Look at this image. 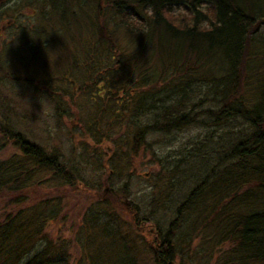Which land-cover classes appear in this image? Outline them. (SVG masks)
Returning a JSON list of instances; mask_svg holds the SVG:
<instances>
[{"label": "trees", "instance_id": "obj_1", "mask_svg": "<svg viewBox=\"0 0 264 264\" xmlns=\"http://www.w3.org/2000/svg\"><path fill=\"white\" fill-rule=\"evenodd\" d=\"M261 2L29 0L16 1L15 8L4 9L3 21L6 25L13 24V29L19 32L17 38L28 40L30 45H19L24 50L17 54V60L27 70L21 68L17 75H12L1 66L5 74L0 83L13 80L45 89L43 93L54 104L57 116L64 119L78 107L64 100L66 91L57 84L77 85L79 78L72 71L82 67L89 73L88 84L93 88L87 98L98 108L89 118L80 112L79 122L85 127L82 135L97 145L114 142L118 137L116 126L127 117L128 127L132 126L133 131L126 138V150L116 152L124 153L130 163L136 160L142 147L158 157L156 136H168L195 125L202 114L210 118L205 123L223 125L242 119L245 127L240 129L235 141L232 136L226 152L213 162L199 184L175 203L174 215L165 224L155 217L167 204L161 192L153 197L149 210L144 211L139 201L119 205L101 190L107 181L115 191L120 185L114 186L113 178L120 177L124 179L121 185L124 194L131 192L133 173L129 171L125 175L119 163L117 167L112 164L113 148L110 155L105 151L101 155L105 163L111 164L107 177L100 173V178H88L83 170L78 175L72 155L62 160L60 151L51 155L45 146L21 135L15 130L9 109L6 112L7 107L0 106V114L7 116L6 121L0 120V132L15 140L24 159L36 164L29 168V164L20 162L24 168L21 171L29 175L34 170L52 169L54 178H60V183L52 186L60 189V196L46 197L33 206L20 205L27 200L21 192L23 181H28L7 178L1 185L0 193L16 194L10 197L12 207L0 209V264H67L71 250L64 240L68 239L45 232L46 226L39 224L38 218L42 216L44 225L48 223L44 208L52 210L51 219L59 218L64 205L80 195L83 203L77 213L84 228L77 235L86 250L88 264L111 263L103 256L95 257L100 240H110L112 249L119 247L123 254L122 261L111 264H264V30L259 31L264 27V6ZM28 8L30 13L25 11ZM34 20L40 25L35 26ZM115 28L119 31L125 28L129 38L118 42L113 37ZM25 30H32L33 34ZM78 47L92 51L87 57L82 56ZM117 49L119 53L115 55ZM42 53L45 58L39 59ZM104 57L108 64L99 66ZM32 66L37 69L28 71ZM206 84L210 86L206 97L194 101V94L200 97L197 91ZM247 91L249 94H244ZM251 95L257 99L256 103L246 99ZM102 100L109 115L104 107L100 109ZM209 102L218 107L203 108ZM168 192L163 190L164 194ZM68 206L75 208L72 204ZM144 221L150 226L147 227L149 239L139 233L143 246L147 245L142 246L143 254L147 253L142 262L139 247L126 244L127 236L121 227L138 228ZM182 226L185 228L180 232ZM95 227H99L96 245L93 244ZM154 244L158 245L157 250Z\"/></svg>", "mask_w": 264, "mask_h": 264}, {"label": "rangeland", "instance_id": "obj_2", "mask_svg": "<svg viewBox=\"0 0 264 264\" xmlns=\"http://www.w3.org/2000/svg\"><path fill=\"white\" fill-rule=\"evenodd\" d=\"M16 1L26 3L29 0H0V67H6L12 75H17L16 73H18L19 70L22 71L21 68H25L20 63V60H17V54H19L21 50H24V47L19 45H30L28 40L24 41L17 38L16 34L19 32L13 29V24L6 25L3 21V19H5L4 9L7 8V10H11V7L15 8ZM261 1L264 3V0ZM263 3L262 5L264 6ZM7 5L10 6L9 9ZM25 11L27 13L31 12L29 8L27 10L25 9ZM103 17L104 16L101 17L102 20ZM33 23L35 26L40 25L38 20H34ZM263 30L264 27L259 29L260 32ZM30 31L32 30H25L29 35H32L33 33ZM115 32L116 34L113 35V37L115 36L118 42L125 41L129 38L125 28H123V30L120 29V31L115 28ZM10 42L13 44L8 46ZM78 50H80L78 54L80 53L82 56L85 55L86 57L88 53L92 51L88 47L85 49H80L78 47ZM36 53L38 56L39 52L37 50ZM118 53L119 50L117 49L114 54L116 55ZM44 58L45 55L42 53L39 59ZM97 59H99V57H97ZM107 64L108 61L104 57L102 58V63H99V66ZM35 69H37V66H32L28 71L33 72ZM25 70H27V68H25ZM72 73H74L75 77L79 78L77 85L66 82L64 85L57 84V87L63 88L66 91L64 100L67 101L70 106L78 107L77 111L74 110L75 113L78 112V114L72 112L70 117L66 116L64 119L58 117L54 104L51 103L47 95L43 93L46 91L45 89L13 80L0 83V106H6V112L7 109H9L8 113H11L10 116L14 119V123H16L15 130L21 133V135L23 133L29 136V138L31 137V140L42 144L48 149L51 155L60 151L62 160H64L65 156L68 157V155H72V158L76 162L73 163L78 167L76 169L78 175L81 170H83L85 177L88 178H100V173L103 177H107L111 164H109V162L105 163L104 160L101 159V155L104 151L110 155L112 152L111 149L113 148V156L110 159H113L112 164L116 165V163H119L118 167L123 170V174L125 175H127L129 171L133 173L129 187L131 192H129V195L124 194L121 188L124 179L120 177L113 178V183H115L114 186L117 187L120 185L115 191L110 189L111 185L107 181L104 183L103 187H101V190H103V192L105 190V194L119 205H121V203L122 205H129L132 200L139 201L145 208L144 211L149 210L153 202V197L161 192L163 198L167 199V204L163 209L158 211L155 217L164 220L165 224L167 220L174 215L175 203L182 199L190 189L199 184L201 179L210 171V166L213 162H216L217 158H220L224 154L232 136L235 141V138L240 134V129L245 127L242 119H237L231 124L228 123L223 125L205 123L208 122L210 118L202 114L199 117V122L195 123V125L176 131L168 136H156L158 139L155 140L157 141L155 149L158 157L152 156L149 151L144 150V147H142L143 150L137 156L136 160L130 163L128 160H125L124 153L119 155L116 152V150H126V148H124L126 138L130 136V133L133 131L132 126L128 127L127 117L116 126V134L118 137L114 142L105 141L104 145H97L88 138V136L82 135V130L85 131V127L79 122L80 112L82 116L89 118L93 115L94 109L97 110L98 108L87 98L90 96L93 89L91 85L88 84L87 79L89 73H85L82 67L79 66L73 69ZM4 74V70L0 68V81L3 80ZM114 79L117 80L118 76L115 75ZM84 83L85 85H82ZM194 84L196 86L198 83ZM86 85L90 87H85ZM209 87L208 84L200 87L197 91L200 97H196L194 94V101L198 98L206 97L205 92H208ZM85 89H88L86 93L83 92ZM241 89H243V86ZM241 93H243V90ZM244 94H249V92L247 91ZM246 99L251 101V103L257 102V99L254 100L252 95L250 98L247 97ZM210 106L218 107V105L213 103L210 104L209 102L208 104L206 103L203 108ZM103 107L105 113L109 115L110 112L107 110V106H105V102L102 100L100 109ZM113 108L115 107L113 106ZM198 108L202 109V107ZM6 117V115L0 114V120L6 121ZM201 120L203 122H201ZM19 147V145L15 144V140H12L7 135L5 136L0 132V190L2 188L1 185L7 178H14L20 181H28H23V191L21 192L27 200L20 205L31 204L30 206H33L39 201L43 202L44 200L42 199L46 197L60 196V189L52 187L56 186V183H60V178H54L52 169H46L45 171L34 170L30 172L29 175L28 172L21 171L24 170V168L19 164L20 162L29 164V168L36 167V164L35 162L24 159L22 149H19ZM126 147L128 149V145H126ZM12 164L13 166H17L13 167ZM48 178L49 180H47V183L50 185L42 182V180ZM64 189L66 188H62V190ZM167 189L169 192L171 191V194H169V192L166 194L163 193V190ZM13 194H8V191L0 193V209L12 207L9 206V203L11 201L10 197ZM91 194L92 198H94V193L91 192ZM80 196L82 197V195ZM81 197H75L68 204L66 203L64 205L63 213L65 212L67 215L62 213L63 215L61 214L59 218L51 219L52 210L50 208H44L43 213L47 216L48 223L45 222L44 225L42 216L38 218V223L46 226L45 232L47 231L53 236L68 239L64 240L71 250V257L67 264H88L87 258L84 256L86 255V250H84L82 241L79 240V236L77 235V231H79L81 227L84 228L82 222L78 221L79 216L77 213V210L81 208L83 203ZM69 204L74 205L75 208L70 209L68 206ZM53 212L55 213L56 210H53ZM148 226H150V223L144 221L139 224L138 228H133L130 225L121 227L123 234L127 236L126 240L128 241L124 240L126 244L129 243L128 245L132 244L136 246V248L139 247L137 251L141 254L140 259L142 262H144L147 255V253L143 254V247L147 245L145 244L143 246V240L139 233L144 236L147 235L149 239ZM97 228L99 227L94 228V245H96L98 241L96 238V236H98ZM184 228L185 226H182L180 232H182ZM83 234L84 233L80 235L81 239L83 238ZM90 235H92V233H90ZM99 244L100 249H98L99 251H97L95 255L97 259L103 256L105 259H109L111 263H119L123 260V254L120 248L118 247L115 250L112 249L113 243H111L110 240H100ZM154 245L153 247L156 248L157 246ZM101 261L102 259H99V262ZM181 264L185 263L183 262Z\"/></svg>", "mask_w": 264, "mask_h": 264}]
</instances>
